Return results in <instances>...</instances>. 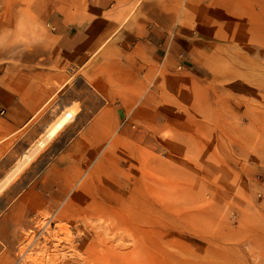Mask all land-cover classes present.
I'll return each instance as SVG.
<instances>
[{
	"label": "rangeland",
	"instance_id": "374dc122",
	"mask_svg": "<svg viewBox=\"0 0 264 264\" xmlns=\"http://www.w3.org/2000/svg\"><path fill=\"white\" fill-rule=\"evenodd\" d=\"M14 13L19 0H0V66L12 63ZM245 18L255 38L203 41L214 53L188 72L195 85L182 72L180 101L145 126L163 121L162 133L139 135L116 165L86 166L81 196L63 199L83 213L38 212L5 264H264V10L246 0Z\"/></svg>",
	"mask_w": 264,
	"mask_h": 264
},
{
	"label": "crops",
	"instance_id": "0c3cea01",
	"mask_svg": "<svg viewBox=\"0 0 264 264\" xmlns=\"http://www.w3.org/2000/svg\"><path fill=\"white\" fill-rule=\"evenodd\" d=\"M20 1L12 63L0 66V264L14 260L38 212L83 213L63 199L81 196L74 185L86 166L116 165L139 135L162 133L163 121L145 126L180 101L182 72L195 85L188 72L214 53L203 41L224 48L255 38L245 33L246 0H44L33 15ZM262 7L252 0L254 15ZM43 21L47 32L33 29Z\"/></svg>",
	"mask_w": 264,
	"mask_h": 264
},
{
	"label": "bare ground",
	"instance_id": "6f19581e",
	"mask_svg": "<svg viewBox=\"0 0 264 264\" xmlns=\"http://www.w3.org/2000/svg\"><path fill=\"white\" fill-rule=\"evenodd\" d=\"M67 110V111H66ZM66 110H64L65 111V113H64V115H63V113H61L63 116L62 117H60L61 116V114H60V116H58V117H60V119L57 117L56 119H59V120H56L55 122L56 123H54V125L53 126H50L51 128H49L48 130H47V128H48V125L46 126L47 128H46V130H47V132H45L46 133V135H44L45 137L43 138V135H42V137H39L40 138V140L38 141V147H41V146H43V144L46 142V140L48 139V138H50V137H52L58 130H59V128L64 124V123H66L70 118H71V116L73 115V111L74 110H71L70 111V108H69V110L68 109H66ZM63 111V112H64ZM75 112V111H74ZM54 122V121H53ZM52 122V123H53ZM51 123V124H52ZM45 130V131H46ZM44 132V131H43ZM57 134V133H56ZM42 138V139H41ZM34 149V148H33ZM34 151V150H33ZM33 151H32V153H33ZM31 155L32 154H30L29 155V153L27 154L26 153V155H24L23 156V158L21 159V162H20V165L19 166H17L16 167V170H18L23 164H25L27 161H29V159H30V157H31ZM34 155V154H33ZM27 164V163H26ZM24 167V166H23ZM13 172V171H12ZM12 172H11V174H12ZM6 181V180H5ZM9 181V180H8ZM1 188V187H0Z\"/></svg>",
	"mask_w": 264,
	"mask_h": 264
}]
</instances>
